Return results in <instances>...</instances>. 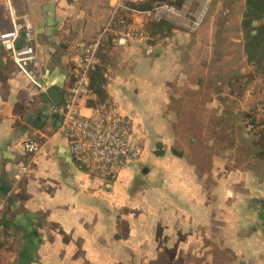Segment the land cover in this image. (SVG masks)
I'll return each instance as SVG.
<instances>
[{
  "label": "crops",
  "instance_id": "crops-1",
  "mask_svg": "<svg viewBox=\"0 0 264 264\" xmlns=\"http://www.w3.org/2000/svg\"><path fill=\"white\" fill-rule=\"evenodd\" d=\"M112 3L0 0V33L13 21L32 25L47 88L32 87L0 45V222L12 239L0 245V264H264L260 132L251 133L245 121L235 135L238 111L219 102L218 87H197L209 99L190 100L183 87L191 41L185 16L156 21L175 22L164 37L146 26L150 55L137 41L125 47L104 41L90 73L92 95L82 101L83 112L116 109L130 122L141 155L102 188L72 154L51 114L50 93L68 98L75 45L98 35ZM251 108L242 104L245 112ZM26 140L42 150L27 157ZM23 163L29 173L16 182ZM223 252L232 259L219 261Z\"/></svg>",
  "mask_w": 264,
  "mask_h": 264
},
{
  "label": "built area",
  "instance_id": "built-area-1",
  "mask_svg": "<svg viewBox=\"0 0 264 264\" xmlns=\"http://www.w3.org/2000/svg\"><path fill=\"white\" fill-rule=\"evenodd\" d=\"M144 3H151V9L138 8ZM166 15L181 18L185 16V9L168 1L113 0L110 17L98 35L75 45L71 56L73 85L64 102L52 105L51 114L60 120V128L68 135L71 152L80 167L99 187H111L125 163L139 157L141 149L131 141L130 122L116 109L91 106L88 107L89 114L83 112L85 106L82 101L92 95L90 73L97 63L98 51L106 40L117 47L137 41L146 45L145 52L150 55L153 46L149 44L144 21H159ZM193 26L196 30L197 24ZM0 45L9 52L11 61L30 85L40 93H47L37 69L36 35L32 25L26 20L13 21L11 29L0 33ZM255 106L254 114H264V102ZM261 119L264 122V115ZM21 147L29 158L42 150V145L36 140H26ZM28 173L29 165L21 164L14 173L15 181H21ZM3 232L4 226L0 222V237L2 233L3 239L10 244L11 237Z\"/></svg>",
  "mask_w": 264,
  "mask_h": 264
},
{
  "label": "rangeland",
  "instance_id": "rangeland-1",
  "mask_svg": "<svg viewBox=\"0 0 264 264\" xmlns=\"http://www.w3.org/2000/svg\"><path fill=\"white\" fill-rule=\"evenodd\" d=\"M246 1L186 0L179 7L185 9L183 19L191 25L188 30L184 31L188 32L191 41L188 43L189 54L185 60L186 66L184 68V72L187 74V83L183 87H187V91H190L189 93L192 95L190 100L201 103L209 99L208 90H200L197 87H218L219 102L233 106L238 111V114H235L238 117L237 121H234L236 124L233 131L237 132L235 133L236 136L242 134L244 128L242 123L248 122V115L254 119V115H257L254 114L255 105L264 99V77L255 69V64L248 60L245 50L246 30L243 27V20ZM168 2L177 7L176 0H169ZM141 5L147 6L144 9H151L152 7L151 3ZM155 22L149 19L144 21L146 24L144 29L149 39L153 32L162 37L166 34L170 35L171 28L176 27L175 22L172 21H168L171 23L169 25L165 24L166 21ZM187 23L184 22L185 25ZM194 23L197 24V30H194ZM146 26L149 28L150 35ZM149 44H151V40H149ZM194 87L196 89H191ZM242 104H250L251 110L249 112L243 111ZM263 115V113H259L255 118L256 121H262ZM254 130L259 131L258 128L254 127L250 132L252 133ZM139 148L142 149L141 146ZM242 155L238 157L241 158ZM3 233L8 235L5 229ZM4 244L7 243L1 233L0 245ZM228 259H232V255L227 252L220 253L219 261L226 262Z\"/></svg>",
  "mask_w": 264,
  "mask_h": 264
},
{
  "label": "trees",
  "instance_id": "trees-1",
  "mask_svg": "<svg viewBox=\"0 0 264 264\" xmlns=\"http://www.w3.org/2000/svg\"><path fill=\"white\" fill-rule=\"evenodd\" d=\"M160 2H166L169 0H157ZM186 0H176L177 7H181ZM139 9L147 8V6H138ZM253 22H257V25H253ZM158 26V25H154ZM243 27L246 30L245 50L248 56V60L255 64V69L260 72L264 77V0H247L246 11L244 14ZM255 32V34H254ZM264 102V99L261 100ZM248 122L252 128L259 129L261 136V146L264 150V122L251 119L248 115ZM264 155V153H263Z\"/></svg>",
  "mask_w": 264,
  "mask_h": 264
},
{
  "label": "water",
  "instance_id": "water-1",
  "mask_svg": "<svg viewBox=\"0 0 264 264\" xmlns=\"http://www.w3.org/2000/svg\"><path fill=\"white\" fill-rule=\"evenodd\" d=\"M253 25H254V26L257 25V22H253ZM50 96H51V98H52L54 104H56V105L61 104L62 100L57 98V93H56V92H51V93H50ZM156 148H157L156 154H157V155H162V154H163V151H162V144H161V143H158V144L156 145ZM260 217H261L262 219H264V212L261 213Z\"/></svg>",
  "mask_w": 264,
  "mask_h": 264
},
{
  "label": "bare ground",
  "instance_id": "bare-ground-1",
  "mask_svg": "<svg viewBox=\"0 0 264 264\" xmlns=\"http://www.w3.org/2000/svg\"><path fill=\"white\" fill-rule=\"evenodd\" d=\"M200 18H201V16H200Z\"/></svg>",
  "mask_w": 264,
  "mask_h": 264
}]
</instances>
